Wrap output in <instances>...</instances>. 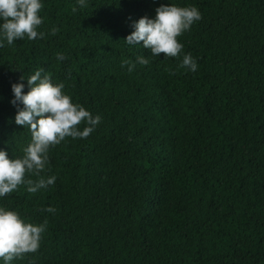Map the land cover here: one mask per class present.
<instances>
[{
	"label": "trees",
	"instance_id": "obj_1",
	"mask_svg": "<svg viewBox=\"0 0 264 264\" xmlns=\"http://www.w3.org/2000/svg\"><path fill=\"white\" fill-rule=\"evenodd\" d=\"M170 2L201 14L177 37L180 55L124 42ZM42 4L43 38L0 47V148L21 157L30 142L11 86L26 93L21 78L37 69L101 119L86 138L50 146L41 175L53 185L0 198L46 223L38 250L11 264H264V0ZM184 53L195 72L178 67ZM139 55L147 65L121 66Z\"/></svg>",
	"mask_w": 264,
	"mask_h": 264
},
{
	"label": "clouds",
	"instance_id": "obj_2",
	"mask_svg": "<svg viewBox=\"0 0 264 264\" xmlns=\"http://www.w3.org/2000/svg\"><path fill=\"white\" fill-rule=\"evenodd\" d=\"M84 6L86 0H76ZM42 0H0V47L12 45L25 37L31 41L44 33L37 28L42 24L40 10ZM73 12L77 9L74 7ZM201 19L195 6H178L173 3L161 4L155 9V16H144L134 21L133 31L124 39L127 45H140L151 56L163 53L164 58L180 55L183 45L177 40L183 32L189 30L194 22ZM51 34L58 29L54 26ZM142 42V43H141ZM58 59H63L57 54ZM148 59L139 55L134 62L122 60L121 66L127 65L131 72L135 64L147 65ZM178 67L195 72L197 62L190 53H184ZM26 79L29 90L22 91V82L13 83L11 103L17 105L14 117L16 125L23 126L31 133L30 142L23 148L21 157L9 158L5 149L0 148V198L15 191L19 185H26V191L35 193L53 185L54 175L43 176L48 162L50 146H55L66 137L86 138L100 122V116H93L82 105L74 103L63 89L64 84L54 83L51 76L37 69ZM22 105V106H21ZM83 122L84 127L77 126ZM26 174L36 179L26 178ZM46 212L55 209L47 207ZM46 223L39 225L23 220L14 210L0 207V264H11L13 259L21 258L26 253H34L40 246L41 234Z\"/></svg>",
	"mask_w": 264,
	"mask_h": 264
}]
</instances>
